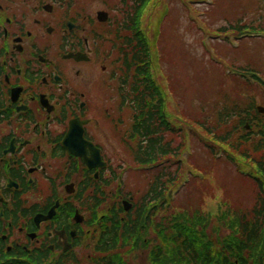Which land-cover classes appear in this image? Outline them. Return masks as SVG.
Segmentation results:
<instances>
[{
    "label": "flooded vegetation",
    "instance_id": "flooded-vegetation-1",
    "mask_svg": "<svg viewBox=\"0 0 264 264\" xmlns=\"http://www.w3.org/2000/svg\"><path fill=\"white\" fill-rule=\"evenodd\" d=\"M119 3L0 0V229L10 261L120 264V246L137 233L146 208L134 200L124 211L126 196L112 190L118 175L93 126L85 138L101 149L106 169L89 170L64 146L72 120L100 115L104 100L120 101L130 39Z\"/></svg>",
    "mask_w": 264,
    "mask_h": 264
},
{
    "label": "trees",
    "instance_id": "trees-1",
    "mask_svg": "<svg viewBox=\"0 0 264 264\" xmlns=\"http://www.w3.org/2000/svg\"><path fill=\"white\" fill-rule=\"evenodd\" d=\"M243 29L244 26L238 25L232 30L242 33ZM251 29L256 31L254 26ZM135 61L130 101L135 109L134 126L139 144L135 154L136 163L151 166L166 159L168 167L162 175L169 177L168 185L176 186L182 169L181 143H172L171 140L165 143V137L171 135L173 139H178L180 135L177 131L186 127L187 123L174 122L176 130H172L169 125L161 122L167 115L170 116L166 110L167 97L163 87L152 76L149 52L139 50ZM240 69L248 72L247 68ZM254 78L258 80L256 76ZM227 82L233 87L237 100L226 102L220 109L216 108L218 104L213 107L212 113L218 116L215 122L217 140L209 144L206 138L200 136V141L207 142L212 159L215 153L223 151L230 162L246 165L251 161L253 166L257 165L255 169L259 175V193L256 203L248 211L244 204L230 199L226 194L222 197L227 202L223 210L219 206L220 202H214L218 193L227 189L218 183L217 170L220 162L213 161L211 167H202L194 160L193 164L206 175L204 182H195L201 194L200 205L198 208L189 206L187 210H183L176 204L172 209L174 214L158 211V218L153 219L151 235L158 238L163 246L154 253L153 264H264V196L261 190L264 186V126L260 127L249 118L255 108L254 95L261 85L253 86L246 79L233 76L227 77ZM250 96L247 107L242 108V99ZM232 118L239 120L238 126L229 129L227 121ZM247 122L251 124L253 132L246 131ZM199 124L200 129L203 127L202 133H209L208 137L213 133L210 121L202 119ZM241 131L243 135H240ZM172 162L175 164V171L172 170ZM157 189L158 187L154 189L156 197L153 201L161 202V193L158 195ZM164 215L167 218L161 221ZM0 264H6L1 249Z\"/></svg>",
    "mask_w": 264,
    "mask_h": 264
},
{
    "label": "rangeland",
    "instance_id": "rangeland-1",
    "mask_svg": "<svg viewBox=\"0 0 264 264\" xmlns=\"http://www.w3.org/2000/svg\"><path fill=\"white\" fill-rule=\"evenodd\" d=\"M165 1L167 5L170 6L171 13L164 18L162 34H164V36L168 35L169 37L167 42L169 45L168 52L173 55L172 58L175 60L176 64H168L164 61V63L162 62L161 70L165 77H167L169 74L168 69H175V73L172 74L173 78L176 77L174 82L172 79V84L173 86L179 84L182 86L183 89L180 90L183 95L181 96L180 94H177L176 98L177 101L184 104L185 108L187 106L193 108L195 105H201V110L203 111L207 106L206 100H214L215 97L217 98V92L221 88L226 93L230 92L228 94H231V89L229 88V85L225 83L224 75L222 76V69L219 67L220 64L212 62H216L217 58L220 61L225 60L229 65L234 62L232 59H235L237 66H246L247 63L259 65L257 66L258 69L264 73V40L255 42L247 40L242 43L236 42L232 45L227 42L230 39L227 41L222 40L226 37H230L231 32L216 31L224 26H231V23L234 25L239 20H242L245 25L259 22V19L260 22H264V17L261 18V16H264V11L262 12L264 0L196 1L192 5L195 10L198 12L200 11L199 17L203 20L197 21L200 30L194 27V24L190 21L188 13H184V10H187L183 3H179L180 0ZM157 12H159L158 15H160V9L156 11V14ZM204 22L209 27L206 26ZM178 30L179 34L177 33ZM258 31L264 33V26ZM161 46L163 58H165L163 39L161 41ZM159 49L161 51L160 47L158 50ZM185 49L186 51H184ZM246 56L249 58H246ZM158 63L157 59V64ZM200 90L202 91L200 92ZM204 91L208 92V95ZM257 105L264 106V97L258 96ZM102 106L104 109H115V105L111 102L102 103ZM188 110L193 111L191 109ZM103 127H105V125H103ZM193 141V150L191 152L197 157L198 161H204L211 165V158L209 157V154H207V150L200 143H196L194 139ZM104 145L106 148L113 149L108 143ZM113 145L119 147L116 142H113ZM189 157L190 153L184 154V160H189ZM190 161L194 162V160L191 159ZM225 164V162L220 164L218 170L219 181L226 184L228 194L236 202L240 203L239 199H241L246 202V205L252 206L255 198L252 185L249 184L248 186L240 181L237 169L233 164H231L232 166H227ZM134 183L135 182H133V186L135 185ZM187 191L188 189L183 187L177 200L178 202L182 200L185 207H187L190 202L195 204L196 200L194 199L196 194L195 191L191 192L189 197H182Z\"/></svg>",
    "mask_w": 264,
    "mask_h": 264
},
{
    "label": "water",
    "instance_id": "water-1",
    "mask_svg": "<svg viewBox=\"0 0 264 264\" xmlns=\"http://www.w3.org/2000/svg\"><path fill=\"white\" fill-rule=\"evenodd\" d=\"M68 145L74 150L73 152L76 154L79 150L82 151V155H85L88 149L92 150L91 146L83 140V131L81 125H72V129L69 134ZM90 163H94V161L91 160Z\"/></svg>",
    "mask_w": 264,
    "mask_h": 264
}]
</instances>
